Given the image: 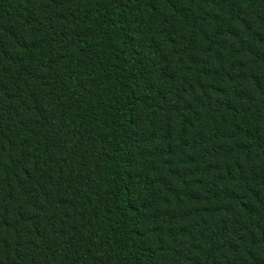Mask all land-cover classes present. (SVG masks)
Wrapping results in <instances>:
<instances>
[{
	"label": "trees",
	"instance_id": "1",
	"mask_svg": "<svg viewBox=\"0 0 264 264\" xmlns=\"http://www.w3.org/2000/svg\"><path fill=\"white\" fill-rule=\"evenodd\" d=\"M0 264H264V0H0Z\"/></svg>",
	"mask_w": 264,
	"mask_h": 264
}]
</instances>
